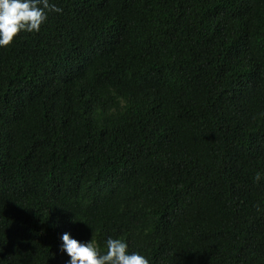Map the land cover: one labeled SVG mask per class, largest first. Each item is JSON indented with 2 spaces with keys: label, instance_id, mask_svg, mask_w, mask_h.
<instances>
[{
  "label": "trees",
  "instance_id": "16d2710c",
  "mask_svg": "<svg viewBox=\"0 0 264 264\" xmlns=\"http://www.w3.org/2000/svg\"><path fill=\"white\" fill-rule=\"evenodd\" d=\"M50 2L0 47V264H264V0Z\"/></svg>",
  "mask_w": 264,
  "mask_h": 264
},
{
  "label": "clouds",
  "instance_id": "9594fccd",
  "mask_svg": "<svg viewBox=\"0 0 264 264\" xmlns=\"http://www.w3.org/2000/svg\"><path fill=\"white\" fill-rule=\"evenodd\" d=\"M61 11L50 0H0V47L11 44L21 32H39L48 12ZM262 178L259 171L255 173V181L259 182ZM60 239V248L69 257L66 264H150L144 255L130 252L123 238L109 236L104 242V252L94 240L81 242L71 238L67 232Z\"/></svg>",
  "mask_w": 264,
  "mask_h": 264
}]
</instances>
